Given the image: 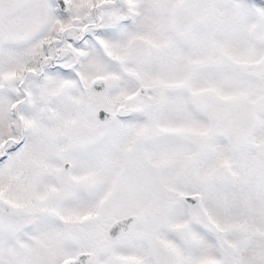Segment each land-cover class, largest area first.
I'll use <instances>...</instances> for the list:
<instances>
[{"label": "snow or ice", "instance_id": "obj_1", "mask_svg": "<svg viewBox=\"0 0 264 264\" xmlns=\"http://www.w3.org/2000/svg\"><path fill=\"white\" fill-rule=\"evenodd\" d=\"M0 264H264V0H0Z\"/></svg>", "mask_w": 264, "mask_h": 264}]
</instances>
